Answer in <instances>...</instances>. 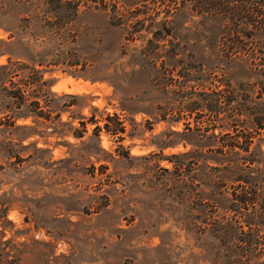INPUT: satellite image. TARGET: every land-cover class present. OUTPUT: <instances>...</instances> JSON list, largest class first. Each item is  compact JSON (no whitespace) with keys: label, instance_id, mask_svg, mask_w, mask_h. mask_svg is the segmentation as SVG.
<instances>
[{"label":"rangeland","instance_id":"374dc122","mask_svg":"<svg viewBox=\"0 0 264 264\" xmlns=\"http://www.w3.org/2000/svg\"><path fill=\"white\" fill-rule=\"evenodd\" d=\"M218 26L179 0H0V63L37 70L43 92L23 78L22 88L49 114L11 123L0 70V264H264L201 232L203 209L228 203L197 185L201 166L184 186L169 171L171 153L213 142L183 121L206 133L228 125L198 108L174 120L192 90L239 105L237 127L264 151V46L226 59Z\"/></svg>","mask_w":264,"mask_h":264},{"label":"trees","instance_id":"16d2710c","mask_svg":"<svg viewBox=\"0 0 264 264\" xmlns=\"http://www.w3.org/2000/svg\"><path fill=\"white\" fill-rule=\"evenodd\" d=\"M175 3L178 0H168ZM182 6L198 12L206 18H213L219 22L220 35L217 43L225 45L223 56L226 59L237 57L246 60L248 55H252L254 45L264 46V0H179ZM168 11V9H167ZM4 42V41H0ZM4 51L0 48V54ZM22 62L10 60L7 56L6 62L0 63V70L3 72L2 89L7 97L9 106L7 110L12 111L10 115L11 123L14 119L27 114L32 115V120L38 126L44 118H48V112L44 111L38 99L27 100L25 87L22 88V78L26 87L35 84L36 89L31 87L29 91L43 92L41 84L44 79H40L34 71V78L29 74L22 77L19 70L22 69ZM19 75V77H18ZM13 76H17L16 80ZM7 82V85L4 83ZM180 99V107L176 111L174 120L190 114L194 108L208 109L215 118L224 119L228 124L216 132L206 133L208 128H200L197 122L190 123L183 121V127L188 131H196L199 138L213 139L212 143H194V147L187 150L171 153L167 160L171 162L169 169L174 174L173 184L186 183L188 180L193 184L195 168L202 167L200 172L203 180H198L197 185L210 187L226 191L228 203L221 212L211 215L210 209H203V219H201V232L208 229L220 242L222 249L228 251L227 256L237 259L241 256L249 257L264 253V151L260 147L250 144V132L238 128L239 105L227 106L229 100L225 97L221 99L217 91L211 93L215 96L208 99L207 92L191 91ZM195 96V97H194ZM33 106L26 108L28 105ZM240 104V103H237ZM22 106L26 111H22ZM31 110V111H30ZM224 111L222 115L219 112ZM194 116V115H193ZM9 117V116H8ZM88 120L96 122L93 116ZM195 120V119H193ZM79 127H72V134L76 137L82 136L86 131L85 120L78 119ZM102 126L107 131L116 133L122 131L123 125L117 128H110L106 121ZM215 125L211 126L214 127ZM220 126V125H219ZM100 129V125L95 123L93 131ZM201 145L200 148L198 146ZM174 158V159H172ZM198 158L201 161H198ZM178 178V179H176ZM206 180V181H205ZM223 187V188H222ZM229 187V190L226 188ZM215 200L201 199L200 203L204 207L209 205L217 207ZM212 216V217H211ZM257 252V253H256Z\"/></svg>","mask_w":264,"mask_h":264}]
</instances>
